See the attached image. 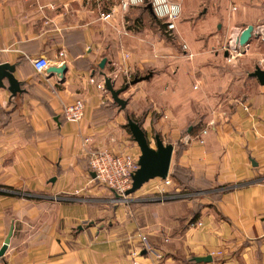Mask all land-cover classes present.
<instances>
[{
  "label": "crops",
  "instance_id": "obj_1",
  "mask_svg": "<svg viewBox=\"0 0 264 264\" xmlns=\"http://www.w3.org/2000/svg\"><path fill=\"white\" fill-rule=\"evenodd\" d=\"M170 1L181 5L174 33L186 44L177 59L164 21L147 2L128 8L142 9L132 16L140 29L133 33L120 0H0V62L15 65L21 88L12 95L7 78L0 85V190L13 191L0 193V247L12 226L5 264H264V84L251 71L244 77L225 65L231 35L248 24L264 28V0ZM145 24L168 46L151 37L147 50ZM258 32L241 51L261 52ZM128 36L143 48L133 50ZM40 56L48 66L65 63L63 79L35 70L32 59ZM126 64L136 73L156 68L137 81L153 89L135 82L128 91L149 93L163 112L154 122L173 145L169 175L183 167L187 176L184 186L172 179L165 201L113 207L108 188L91 174L86 149L140 150L123 126V109L114 112L105 84L90 78L97 82L116 70L114 86L126 78ZM258 64L264 67V54ZM76 99L85 104L81 119L64 118L62 106ZM143 234L158 258L133 253ZM199 255L211 259H192Z\"/></svg>",
  "mask_w": 264,
  "mask_h": 264
},
{
  "label": "built area",
  "instance_id": "obj_2",
  "mask_svg": "<svg viewBox=\"0 0 264 264\" xmlns=\"http://www.w3.org/2000/svg\"><path fill=\"white\" fill-rule=\"evenodd\" d=\"M147 2L150 4L151 10L155 18L162 19L165 23V32L171 38H174L176 35L174 30L176 29V20L181 11V5L178 2H172L170 0H120L119 4L122 10H127L131 6L143 5V3ZM111 12L100 14L101 17L107 18L111 16ZM260 35L264 37V28L263 25H257L255 28ZM253 29V32H255ZM240 32V31H239ZM238 34L231 35L228 39L227 45L225 49L227 50L226 59L231 61L235 56L236 53H239L240 47L243 44H238L237 37ZM182 48H186V44L182 43ZM61 54V52L59 53ZM189 56L191 57L192 54L190 53ZM129 57V53L123 54V59L127 60ZM32 64L35 70L37 71H44L50 61L48 58L40 56L32 59ZM123 73L126 76V80H129L130 76V67L129 64L124 65ZM118 70V69H117ZM119 71V70H118ZM91 82H94L96 86L100 88H105L104 86V77L95 82L93 78H90ZM84 106L82 99H76L71 103H65L62 106L61 114L64 118L78 121L81 119ZM206 129H202L200 133L197 135L198 141L203 143V135L206 134ZM90 141L89 137L84 138V142L87 143ZM89 155V167H91L92 171L95 173V179L103 183L110 191H111V201L113 202H120L124 204L131 203L133 200L137 201H165L168 199V190L167 188L173 184L172 178L169 173L164 177H154V183L148 188L143 189L139 194L136 192L141 190L139 188L132 194L125 195L124 192L128 188L131 187V176L132 173L138 168V156L134 152H119L114 153L108 147H98V148H89L86 149ZM148 182V181H147ZM146 184V183H145ZM116 193L118 196H116ZM137 194V195H136ZM201 222L198 221L197 225ZM141 251H146L149 254L152 253L155 257H159L160 253L155 249L153 244L148 241L147 235H142L140 237V244L133 253H139ZM0 264H5V261L2 259L0 255Z\"/></svg>",
  "mask_w": 264,
  "mask_h": 264
},
{
  "label": "water",
  "instance_id": "obj_3",
  "mask_svg": "<svg viewBox=\"0 0 264 264\" xmlns=\"http://www.w3.org/2000/svg\"><path fill=\"white\" fill-rule=\"evenodd\" d=\"M150 6V4H148ZM253 29L254 26L252 24H248L241 29L239 35L237 37L238 44H248L249 40L253 36ZM106 58H102L99 66L103 67ZM14 64H10L9 62L3 61L0 62V85H3V78H7L8 86L7 89L10 90L12 95H16L17 92L21 91L20 83L17 78L14 76ZM66 69V64L60 65H50L47 67V72L55 73L59 76V79H63V74ZM152 72H148L145 75L137 76L135 75L131 80L130 83H135L139 80H144L148 78ZM249 75L254 76L257 81L264 84V67L261 65H256L255 69L249 72ZM104 84L106 89L109 91L111 98L115 101L119 109H124L128 103V101L120 96V92L125 90L126 86L116 88L113 86L111 78L108 76H104ZM127 118V125L130 133L133 135L134 141L137 143V146L140 150V154L138 156V168L132 173L131 182L132 185L130 188L125 190L124 194H132L139 188H141L149 179L154 177L164 178L170 170V161L171 156L173 153V145L170 142H165L158 133L154 135L155 138V147L151 146L149 142V138L147 133H145L144 129L140 126L138 122H136L133 118ZM95 176V173H91ZM116 196L118 194L116 193ZM12 233V226L7 232V236L4 239L3 244L0 247V255L3 256L4 250L7 247L9 242V238ZM194 261L199 262L201 260L208 261L211 259L210 255H199L194 256L192 258Z\"/></svg>",
  "mask_w": 264,
  "mask_h": 264
},
{
  "label": "rangeland",
  "instance_id": "obj_4",
  "mask_svg": "<svg viewBox=\"0 0 264 264\" xmlns=\"http://www.w3.org/2000/svg\"><path fill=\"white\" fill-rule=\"evenodd\" d=\"M203 8H204V5L201 4L197 8L195 13L192 15V18H191L192 21L190 22L191 26H192V24L196 23V19H198L200 17V11H202ZM141 11H142V9H135L134 7L130 8V9H127V11H126V15H128L127 18L129 20L127 22V27H130L131 29H133L132 30L133 33H135L137 29H135L136 20L133 19L132 16H134L136 13H138V14L141 13ZM139 30H137V31H139ZM140 32H142L141 34L144 36L143 39L145 38L147 40L145 46L146 47L149 46L150 52L152 51V48H153V45H152L153 43L151 41H149V40H151V37H153V41H154L155 38L157 40H161L162 39L164 44L167 45L165 43V39L163 38V36L159 35L157 33V31L154 29L153 25H151V24H145L142 27V30ZM189 32H190V29L186 28L184 35H186ZM128 39H129L128 44L130 45V47L133 48V50L136 51V50H139V49L143 48L142 44H141L142 45L141 47H139L137 44H135V41H136L135 37L128 36ZM171 40H172L171 43L173 45L172 48H175L174 49V51H175L174 53L176 55H174V57L177 59V57L180 56L179 52H177V51H181L183 49L182 48L183 39L181 37L179 38V35H176L174 38H171ZM257 46H260L259 49H261V52L258 51V53L257 52L254 53L253 50H249V49H246L245 51H240L239 53H236V56L231 61L226 62L225 65L236 66V70L239 71L240 75L246 77L247 76V72L253 71L255 69V66H256V65H254L255 59L258 56H260V53L264 54V45L262 43V40H258ZM146 49L148 50V47ZM217 50H219V53L222 56L223 52H222L221 48L217 47ZM200 65H202L203 67L210 66V65H214L215 66L216 63L213 62V63H210V65H208L207 63L200 64ZM155 70H156V68H153V67H150V66H146L141 71L137 70V73H136V69L133 68V69L130 70V76H129V80L128 81L126 80V78L124 80H122V81L118 79V81L115 82V84H114V86L116 88L126 86L125 90L120 92V96L122 98H124V99H127V101H128L126 107L122 110L123 119L125 120V123L127 124V118H126V115H127L129 118L131 117V118L136 119L139 122V124L141 125L142 128L144 127V125H146V130L144 128L143 129L145 130V133H147V136L149 138V142L151 143V146H153V147H155L154 135L156 133H158L160 135V137L162 138V135L160 133L161 130H159V126L157 124H155L154 121H155V119L157 120L160 116H162L163 112L159 113V112L155 111L154 106H153V102H152L151 98L149 97V93H146L145 96H142L140 98V97H136L134 95L136 93L135 89L132 88V90H129V91H128V89H129L130 86L134 85V83H130V80L135 75H145L148 71H153L154 72ZM118 74L119 73L116 70H114L111 73V76L109 75V77H111V79L116 78V77L118 78V76H117ZM117 78L115 79V81L117 80ZM137 83H138V85H145V83H147V82H145V83L144 82H137ZM147 84H150L149 87H151L152 89L155 87V84H153L151 82H148ZM145 88H146V86H145ZM146 92H148V91H146ZM109 97H110V94H109ZM108 103L114 109L113 110L114 112L117 111L116 109H118V105L116 104V102L112 101L111 97L109 98ZM2 110H4V112H5L4 108ZM147 114L149 115V119L146 120ZM148 122H149V124H148ZM123 126H125V124ZM169 127H170V125L168 124L167 128L169 129ZM125 128H126L128 134H130V138H133V135L130 133L128 127H125ZM181 132H183L184 134L187 133L186 129H184V130L182 129ZM164 134L166 135V133H164ZM165 137H166V139L170 138L168 135H166ZM182 173H184V172L182 171ZM173 181H174V179H173ZM174 182H176V181H174ZM153 183H154V179L153 178L149 179L148 182L146 184H144L142 189L138 190L136 193H140L141 191H143V189H145V187L147 189L148 186L150 187ZM105 191H107V196H112L111 191L109 189H105ZM117 203H120V202H113V201L110 200L109 205L114 207ZM122 204H124V203H122ZM128 204H130V203H128Z\"/></svg>",
  "mask_w": 264,
  "mask_h": 264
},
{
  "label": "trees",
  "instance_id": "obj_5",
  "mask_svg": "<svg viewBox=\"0 0 264 264\" xmlns=\"http://www.w3.org/2000/svg\"><path fill=\"white\" fill-rule=\"evenodd\" d=\"M113 102H115V101H113ZM117 104V103H116ZM118 105V104H117ZM3 112H4V110H3ZM134 119V118H133ZM136 122H138L136 119H134ZM139 123V122H138ZM125 126L126 127H128V125L127 124H125ZM141 126V125H140ZM145 131V130H144ZM182 171L184 172V173H182ZM187 171L185 170V168H183V167H175L174 169H173V171H172V173H171V176H172V179H174V181H176V183H178V185H182V186H184V184H185V181H184V179L186 178V176H187V173H186ZM8 188V187H7ZM9 190H6V189H2V190H0V193H2V192H5V193H12L13 191H11V188H8ZM193 219H195V217L193 218Z\"/></svg>",
  "mask_w": 264,
  "mask_h": 264
}]
</instances>
